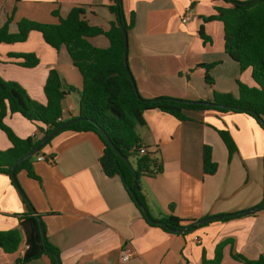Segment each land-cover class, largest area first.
<instances>
[{
  "label": "crops",
  "instance_id": "1",
  "mask_svg": "<svg viewBox=\"0 0 264 264\" xmlns=\"http://www.w3.org/2000/svg\"><path fill=\"white\" fill-rule=\"evenodd\" d=\"M109 4L110 0H0V27L8 17L10 33L22 19L56 25L58 17L82 7L89 25L108 31L115 19ZM215 6L224 7L216 0H122L125 19L133 16L127 32V65L143 99L208 100L213 92L236 95L237 81L255 86L251 69L241 72L225 54L223 24L203 21L215 14ZM186 14L189 19L182 23ZM88 41L99 49L109 45L102 35ZM27 53L39 61L34 68H23L21 59L9 57ZM51 69L74 89L61 105V121L68 122L78 117L82 81L66 50H54L34 31L23 43L0 44V78L19 84L40 104L45 103L43 86ZM206 75L211 85L205 82ZM186 115L189 120L180 122L158 110L146 111L144 124L135 128L142 146L162 165L160 174L140 179L150 217L158 222L170 216L198 222L257 207L264 188L263 130L245 114ZM3 124L20 139L40 138L39 129H44L18 114H8ZM219 131L227 132L233 142L230 155ZM204 146L211 149L217 166L213 175L203 173ZM10 147L0 130V151ZM102 152L95 134L65 131L32 160L37 179L25 170L16 175L61 264H245L243 260L264 258V210L198 225L185 233L166 232L142 219L119 177L105 176L99 164ZM26 214L18 190L0 173V231L16 230L21 238L15 252L0 249V264H50L46 257L20 263L25 252L20 219ZM125 250L131 255L122 262Z\"/></svg>",
  "mask_w": 264,
  "mask_h": 264
},
{
  "label": "trees",
  "instance_id": "2",
  "mask_svg": "<svg viewBox=\"0 0 264 264\" xmlns=\"http://www.w3.org/2000/svg\"><path fill=\"white\" fill-rule=\"evenodd\" d=\"M216 1L221 2L224 7L215 6V14L203 18V21L216 20L223 24L225 54L238 64L241 72L251 69V78L255 86L248 87L237 81L236 95L213 92L211 99L208 100L188 101L165 97L146 100L138 94L136 86L135 89L133 88L134 80L133 82L129 80L123 64L121 27H124L127 33L132 26L133 16L131 15L129 20L125 19L122 0H110L107 6L109 13L115 18L110 23L108 31L89 25L85 20V10L82 7L72 8L63 19L59 18L56 12H52V15L59 19L56 25L22 19L16 23V32L10 33L9 24L12 19L8 17L5 24L0 27V44L23 43L27 40L29 33L34 31L39 33L44 43L54 50L58 51L61 47L66 50L73 67L77 69L81 77L82 87L79 92L78 117L71 119H77V121L57 135L65 131L95 134L103 144V152L99 159L103 173L107 177L120 178L131 202L142 219L150 226L152 225L145 220L130 195L133 191L137 201L148 212L145 197L140 188V179L155 177L162 172L161 161L154 153L146 150L144 154L139 153L144 146L135 128L144 124L143 114L146 111L158 110L180 122L189 120L186 115L189 111L245 114L251 117L264 133V0L247 1L250 2L247 6L235 5V2H239L236 0ZM101 35L108 40L109 45L106 49L96 48L88 41L90 38ZM199 35L204 38L202 29ZM9 57L21 59L22 62L19 65L23 68H34L39 63L34 54H9ZM205 82L208 85L212 84L208 75L205 76ZM73 91L71 87L63 84L58 72L51 69L43 86L45 103L40 104L32 100L19 84L0 78V130L4 132L11 144L9 149L0 151V173L10 178L11 168L17 161L33 150L45 136L66 123L61 121V105L64 98ZM195 102L212 105L204 106ZM8 114H18L29 122L44 126L43 130L39 129L42 131L41 137L38 138L36 135L25 139L16 137L3 124V119ZM98 130L103 131L119 153L129 161L136 173V181L130 168L112 152ZM218 135L230 155L235 150L230 136L224 131H219ZM53 138L34 156L40 155ZM33 157L16 167L15 177L19 171L25 170L30 178L37 179L31 169ZM202 169L206 175H213L217 169L208 146H204L202 151ZM22 200L27 207V214L20 219L25 241V252L20 263L46 257L50 264H56V257L59 258L58 250L48 242L45 236L41 237L38 221L31 214L28 203L24 198ZM263 200L264 188L259 205ZM160 222L165 223L166 226L160 227L157 224L155 226L169 233H185L197 227V222L181 220L173 216L162 219ZM20 239V233L16 230L0 231V249L4 253H13L17 250ZM236 258L243 260L240 257ZM243 262L264 264V258L243 260ZM203 264H215V262L203 261Z\"/></svg>",
  "mask_w": 264,
  "mask_h": 264
},
{
  "label": "water",
  "instance_id": "3",
  "mask_svg": "<svg viewBox=\"0 0 264 264\" xmlns=\"http://www.w3.org/2000/svg\"><path fill=\"white\" fill-rule=\"evenodd\" d=\"M252 2H256V1H260V0H251ZM250 2H235L234 4L237 5V6H247ZM121 34H122V40H123V64H124V67H125V70L128 74V77H129V80L131 82H133V78H132V75L129 71V68H128V65H127V48H128V45H127V33L125 31V28L124 27H121ZM133 88L135 89V85H133ZM196 104H201V105H204V106H211L212 104L211 103H205V102H195ZM225 109H229L227 107H224ZM255 116V115H254ZM77 119H74V120H70L66 123H64L63 125H61L60 127L56 128L55 130H53L49 135L45 136L41 141L40 143L33 149L31 150L27 155H25L23 158H21L19 161H17L13 167L11 168V171H10V178H11V181L13 183V185L15 186V188L18 190L19 194L21 195L22 198H24V200L28 203V208L31 212L32 215L35 216L36 220L38 221V225H39V230H40V235L41 237H44V230H43V226H42V223L40 221V218L39 216L36 215V212L34 210V208L32 207V205L30 204L29 200L27 199L26 195L24 194V192L22 191V189L20 188L17 180H16V177L14 175V170L16 169V167L18 165H20L23 161H25L26 159L30 158V157H33L36 153L39 152V150L50 140L52 139L55 135H57L59 132H61L63 129H65L66 127H68L69 125H71L72 123L76 122ZM98 133L100 134V136L103 138V140L105 141V143L111 148L112 152L119 158H121L125 163L126 165L130 168V170L132 171L133 173V178L134 180L136 181L137 180V176H136V173L135 171L133 170L132 166L130 165L129 161L123 157L119 151L114 147V145L110 142L109 138L107 137V135L101 131V130H98ZM130 195L132 197V199L134 200V202L136 203L137 207L140 209V211L142 212L145 220L151 224V225H155L157 224L158 226L160 227H165L166 224L163 223V222H156L154 221L150 215L148 214V212L143 208L142 205H140V203L137 201L136 199V196H135V193L133 191L130 192ZM262 208H264V200L262 202L261 205L255 207V208H252L248 211H244V212H240V213H236V214H232V215H225V216H215V217H211V218H206V219H203V220H200L196 223V226L198 225H202V224H206V223H210V222H213V221H219V220H222L226 217H236L238 215H244V214H251V213H255L259 210H261ZM56 264H61L60 260L58 257H56Z\"/></svg>",
  "mask_w": 264,
  "mask_h": 264
},
{
  "label": "built area",
  "instance_id": "4",
  "mask_svg": "<svg viewBox=\"0 0 264 264\" xmlns=\"http://www.w3.org/2000/svg\"><path fill=\"white\" fill-rule=\"evenodd\" d=\"M189 19V14H186L183 16V18L181 19V22L182 23H186ZM139 153L140 154H144L145 153V149L144 148H141L139 150ZM43 158L42 157H39L38 160H42ZM131 253L129 252V250H125L122 252V255H121V261L122 262H127V260L129 259Z\"/></svg>",
  "mask_w": 264,
  "mask_h": 264
},
{
  "label": "rangeland",
  "instance_id": "5",
  "mask_svg": "<svg viewBox=\"0 0 264 264\" xmlns=\"http://www.w3.org/2000/svg\"><path fill=\"white\" fill-rule=\"evenodd\" d=\"M239 2H240V1H239ZM72 89H73V88H72ZM73 90H74V89H73ZM32 100H33V99H32ZM35 158H36V156L33 157V159H35Z\"/></svg>",
  "mask_w": 264,
  "mask_h": 264
}]
</instances>
